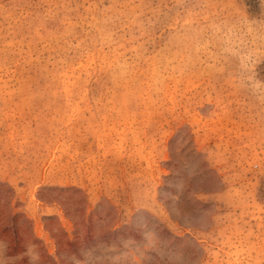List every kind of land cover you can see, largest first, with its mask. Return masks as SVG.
Here are the masks:
<instances>
[{
  "label": "rangeland",
  "instance_id": "1",
  "mask_svg": "<svg viewBox=\"0 0 264 264\" xmlns=\"http://www.w3.org/2000/svg\"><path fill=\"white\" fill-rule=\"evenodd\" d=\"M0 264H264V0H0Z\"/></svg>",
  "mask_w": 264,
  "mask_h": 264
}]
</instances>
